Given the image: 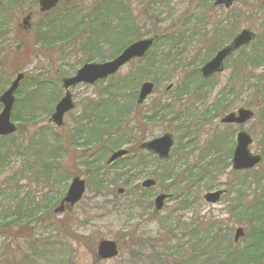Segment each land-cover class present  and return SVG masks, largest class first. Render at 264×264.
Returning <instances> with one entry per match:
<instances>
[{"label": "trees", "instance_id": "trees-1", "mask_svg": "<svg viewBox=\"0 0 264 264\" xmlns=\"http://www.w3.org/2000/svg\"><path fill=\"white\" fill-rule=\"evenodd\" d=\"M86 1H89V4ZM175 1L138 0L141 10L136 12L133 9L136 0H65L56 10L41 16L43 26L37 34V42L50 49L49 51L58 44L80 42L86 57L85 63L96 59L104 62L116 58L132 42L142 39L143 28L148 29L147 35H158V40L143 60L131 63L137 65L134 70L123 76L117 74L111 77L103 94L98 99L88 100L84 104L82 112L73 119V126L70 129H67V126L62 129L64 135L59 136L42 129L38 137L32 138L27 146L17 145L14 151H11L15 145L13 136L2 138L1 140H10L12 148H8L6 157L5 153L2 154L0 164L9 155H16L19 150L18 156L23 155L26 159V164L20 172V180L25 177L24 172L29 171L32 174L29 179L38 185L61 188L57 194H44L43 212L46 211L47 214H51L62 199L73 176L69 165L63 162L64 159L71 161L73 152L78 153L76 160H80L79 163L91 176L97 180L98 177L102 178V190H108L113 185L106 177V169L113 170L112 173L120 172L114 179L126 183L132 181L131 176L130 180L125 178L133 170H138V177L155 178L165 192L174 196L177 209L167 214L160 222L166 235H158L155 239L144 242L141 239L134 243L136 252L132 253L133 262L137 258L147 264H262L264 200L260 201L261 197L256 198L252 208L241 205L243 197L240 189L248 181L250 171H231V176L241 177L243 184L238 186L233 182L228 183V193L232 192L242 207L241 219L244 218L250 223L242 245L236 246L231 236L222 234V228L207 218L183 220V212L199 208L204 193L227 185V182L223 184L220 176L228 170L234 150L232 147L222 152L219 144L223 141L224 134H217L212 144L209 143L205 148V154L212 153L209 163L205 166L190 164L189 150L193 149V141L196 139L193 132L195 127L203 126L204 123L233 110L239 101L243 106L246 105V99L255 100L264 106V35L260 38L258 34L255 42L233 57L235 60L230 76L215 95V87H211L210 83L216 77L202 80L199 68L235 34L236 29L242 25V20L238 19L231 28L228 27L230 19H226L210 31L201 30L199 26L204 28L207 25L204 13L199 15L194 12L183 20L181 17L175 18L173 12H170ZM214 1L198 0L199 6L196 10H210ZM33 2L36 3V0ZM1 3L13 7L17 2L2 0ZM8 11L7 8L0 10L2 31L7 28L6 21L11 17ZM164 15L167 19H163ZM257 15L261 16V12ZM142 21L144 27H139ZM259 21L264 31V16ZM163 24L165 26L162 27ZM108 50L110 53L107 55ZM146 80L153 81L157 89L160 85L176 84L174 100L168 103L157 99L145 114L143 106L136 104V92ZM37 91L38 89L29 92L28 98ZM201 101L203 105L208 106L204 110L198 107ZM19 103L20 98L17 96L12 113V119L17 122L20 120L15 110ZM261 118H264V115ZM164 124L174 126V132L181 134L178 137V149L173 150L168 161H160L157 157L140 152L136 147L128 157L112 165L106 164L111 153L126 146L132 147L140 139L151 137L150 127ZM185 140L187 143L183 145ZM177 151L179 157L181 153L186 157L173 163L171 160ZM161 169L163 172H158ZM2 171L0 170V175ZM166 183L169 184L165 187ZM117 184L118 182H114V186ZM250 185L249 182L248 187ZM3 189L0 188V229L3 230L0 233L8 238H26L30 242L33 238L31 224L39 221L37 214L42 204L36 201L35 193L27 191L21 197L22 186L17 185V192L12 196L16 203L10 205V199L6 198ZM144 199L139 200L135 196V202L138 200L137 208L143 207ZM152 212L153 216H159V213ZM34 242L30 243L31 255H25L23 261L15 260L10 245V250L6 252L11 258L6 263L77 264L72 257H56L53 244L47 248L46 242L39 246ZM144 249H149L150 253L144 256ZM47 252H50L52 258L47 257Z\"/></svg>", "mask_w": 264, "mask_h": 264}, {"label": "rangeland", "instance_id": "rangeland-1", "mask_svg": "<svg viewBox=\"0 0 264 264\" xmlns=\"http://www.w3.org/2000/svg\"><path fill=\"white\" fill-rule=\"evenodd\" d=\"M1 1L0 10L4 8L9 9L8 12L11 17L6 21L7 28L2 31L0 27V96L16 78L17 74L23 73L25 75L19 94L17 93L16 95L20 98V105L15 110L20 121H13L20 131L13 136L15 145L12 148L10 140H0V157L4 153V157H6L9 152L8 148H12L11 151H14L17 145L22 144L23 146H27L32 138L38 137V133L42 129H46L47 132H54L59 136L65 134L64 130L50 124L49 119L54 113L56 104L64 96V90L61 88L62 78L73 76L85 64L86 57L80 42L58 44L52 51H49L50 49L45 48L37 42V34L43 26L41 18L38 16L28 21V25L32 24V27L29 29H25L27 25L23 22L28 13L38 10L37 4L33 0H16L17 3L13 7L2 4ZM66 1L68 2L69 0ZM197 2L198 0H176L170 12H173V17L175 18L181 17V20L194 12L199 15L204 13L207 25L204 28L199 26V29L205 31L212 30L220 21L226 19L233 21L228 24V27L231 28V25L236 23L238 19H241L242 25L239 29H236L237 33L247 28L259 34L260 38L263 37L264 31L260 25L261 21H259L264 16L263 0H237L234 7L230 10H226L223 7H212V9L205 12L199 8L196 10L199 6ZM86 3L89 4V1H86ZM133 9L136 12H140L141 8L138 6V0L134 3ZM259 12H261V16L257 15ZM163 19H167V17L164 15ZM143 23L144 21L139 23V27H142ZM163 26L165 25L163 24ZM147 30L142 29V39L153 35L152 33L147 35ZM109 53L110 50L107 51V55ZM234 60L235 58L230 59L226 64V71L210 83L211 87H215V95L226 84ZM106 61L109 60L107 59ZM91 63L103 62L96 59ZM136 67L137 65L128 64L121 69L119 74L120 76L129 74ZM109 83L108 79L94 86L79 85L71 89L76 109L65 117L67 129L73 126L72 121L82 112L84 104L88 100L98 99ZM140 86L136 92V97L138 96ZM167 86L165 84L160 85L156 92L147 99L143 106L145 114L157 99L168 103L174 100L176 87L171 91H166ZM37 89V93L28 98L27 94ZM245 104L243 106V103L239 101L235 104L236 107L233 110L204 123L203 126L195 127L193 132L196 139L193 141V149L189 150V163L199 164V166H205L209 163V157H212V153L205 154V148L208 147L209 143L212 144L215 135L219 134L223 136L224 134L223 141L219 144L220 150L224 152L228 148L233 147L235 149L236 136L239 131L244 130L248 132L254 139V143L250 148L251 151L254 154L263 156L262 163L250 170L251 173L248 181L240 189L242 191L241 196L243 197L241 205L251 206L252 208L256 198L261 197L262 200L259 198L260 201L264 200V118H261L264 115V106L255 100L249 99H246ZM198 107L204 110L208 106L207 104L203 105V101H201ZM240 108H248L254 111V118L242 127L221 124L220 121L226 114L237 111ZM174 131V126L165 124L158 127H150L149 134L152 132V136L147 139H140L137 143H134V146L130 147V150L134 152L142 141L158 138L165 133L173 134L178 144V137L181 134ZM186 143L187 140L183 142V145ZM177 149L176 145L175 150ZM18 154L19 150H17L16 155H9L0 164V170H3V173L0 175V188H4L6 198L10 199V205L16 203V200L12 199V196L17 192V185L22 186L20 190L21 197L27 191L35 193L36 201L40 204H42L44 194L50 192L57 194L61 191L59 186L46 188L43 185H38L29 179L32 176L29 171H25V177L20 180V172L26 164V159L23 155L18 156ZM77 154L73 152L71 154V157H73L71 161L70 159H64L63 162L69 165L73 174L68 182V186L72 178L76 176H80L87 181V191L82 202L77 204L72 211L58 215L54 213V209L59 206L60 201L51 214H47L46 211L43 212L45 210L43 202L37 214L39 221L31 224L33 238H31L30 242L26 238H8L6 235L0 233V264H7L6 261L10 260V254L6 252L10 250V245L11 253L15 256V260H25L24 256L31 255L32 253L30 243L33 241H35L34 243L37 246L46 242L47 248H49L50 244H53V248L55 249L53 252L56 257L63 256L66 259L72 257L77 264H147L137 258L134 259L135 263L132 261L134 258L132 253L136 250L134 243L141 239L144 242L148 239L153 240L158 235H162V237L166 235L160 222L167 214L177 209V202L174 199L167 202L164 210L158 217H155L152 212L154 211V200L160 193H167L160 186L161 183H158V187L152 190H141L140 184L147 177H138V170H133L129 173L125 179L130 180L129 177L131 176L132 181L126 183V181H116L114 179L115 176L118 177L121 174L120 172L112 173L113 170L106 169L104 170L107 174L106 177L113 182V185L108 190H102L100 188L102 178L98 177L97 180L91 176L88 170L79 163L80 160H76L78 158ZM185 157L183 153L179 157L177 151V154L171 161L176 163L180 159L184 160ZM231 160L232 157L229 160L228 170L224 171L223 175L220 176V180L224 182L223 184L227 182V185H222L220 189L228 190L230 188L228 183L230 182L238 186L239 184H243L241 177L231 176ZM221 168L220 165L219 169ZM158 172L162 173L163 169ZM108 175L111 176L109 177ZM114 182H118V184L114 186ZM249 182L251 183L250 187H248ZM168 184L166 183L164 186L166 187ZM119 189H124V194L119 195L117 193ZM204 195L205 193L203 197ZM135 196L139 200L145 198L143 207L137 208L138 200L135 202ZM147 201H150V203L147 204ZM149 208L150 210H148ZM241 209L242 207L236 201V197L232 192H229L220 202L214 205L206 203L203 199L199 208L183 212V220L186 218H190L191 220L202 217L207 218L218 224L222 228L221 233L231 236L234 242L235 231L243 228L247 234L250 225L249 221H245L244 218L241 219ZM0 231L3 230L0 229ZM244 239L245 237L241 238L237 244L234 242V244L240 246ZM103 240L114 241L118 244L119 256L117 258L105 261L98 259L97 247ZM149 253V249H144V256ZM47 257L52 258L50 252H47ZM42 262L44 263L45 260H42Z\"/></svg>", "mask_w": 264, "mask_h": 264}, {"label": "water", "instance_id": "water-1", "mask_svg": "<svg viewBox=\"0 0 264 264\" xmlns=\"http://www.w3.org/2000/svg\"><path fill=\"white\" fill-rule=\"evenodd\" d=\"M61 0H38L40 6V13H47L56 8ZM235 0H216L214 6L229 9L234 4ZM264 5V1H263ZM32 18V14H29L23 22L29 29L31 24L28 25V21ZM256 35L248 30H242L235 36L233 41L225 48L220 50L216 56L206 63L201 69L200 73L203 79H208L213 75L222 73L225 67V61L236 51L242 47L249 46L251 42L255 40ZM158 40V36L146 38L137 41L128 46L118 57L105 63H88L81 67L77 73L72 77H65L62 79V87L65 90V95L56 105L55 112L53 113L50 123L55 124L61 128L65 126V117L68 113L75 109V103L71 89L78 85L85 84L93 86L99 81L108 79L111 76L116 75L121 68L126 66L133 60L143 59L149 50L154 46ZM24 80V74H18L10 87L0 96V104L3 109L0 112V138L8 137L15 134L18 130L17 126L12 122V110L15 105V94L20 87L21 82ZM172 86L168 88L170 90ZM155 84L152 82H145L142 84L140 93L138 96L137 104L143 105L144 102L154 93ZM254 118V112L248 109H240L237 113H231L222 119L223 124H237L245 125L247 122ZM253 138L245 131L240 132L237 135V146L233 153L232 170L234 172L246 171L254 169L262 162V156L253 154L250 147L253 145ZM175 144V140L172 134H164L163 136L153 139L151 141L144 142L141 146V150H145L152 154L158 155L160 159L167 160L170 157L171 150ZM129 154L127 150H119L114 152L108 159L107 163L112 164L116 160L123 158ZM156 181L153 179H147L142 183V188L151 189L156 186ZM87 183L86 180L81 177H75L67 191L65 198L60 205L55 209V214H62L72 209L82 201L86 193ZM123 189L119 190L120 194H123ZM226 194V190H218L215 192L207 193L204 199L209 204L218 203L222 196ZM172 198L170 195L161 194L155 199V210L161 212L165 206L167 200ZM245 236L243 228H239L235 232L234 241H238ZM97 256L99 260H111L119 256L118 244L114 241L103 240L98 244ZM264 264V262H263Z\"/></svg>", "mask_w": 264, "mask_h": 264}]
</instances>
